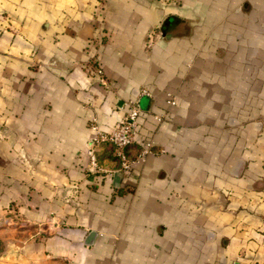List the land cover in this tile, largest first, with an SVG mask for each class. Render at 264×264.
<instances>
[{"label":"crops","instance_id":"0c3cea01","mask_svg":"<svg viewBox=\"0 0 264 264\" xmlns=\"http://www.w3.org/2000/svg\"><path fill=\"white\" fill-rule=\"evenodd\" d=\"M68 263L264 264V0H0V264Z\"/></svg>","mask_w":264,"mask_h":264},{"label":"built area","instance_id":"2783aa9c","mask_svg":"<svg viewBox=\"0 0 264 264\" xmlns=\"http://www.w3.org/2000/svg\"><path fill=\"white\" fill-rule=\"evenodd\" d=\"M96 72L100 76L101 71L97 69ZM100 81H103L101 76ZM123 109L121 121L110 131H105L96 118L92 119L90 123L92 135L86 147L87 169L91 172L104 171L101 168L100 154L105 150L112 152L118 170L123 172H129L142 164L148 155L157 152L151 141L141 139L137 135L138 118L141 113L139 100L128 99Z\"/></svg>","mask_w":264,"mask_h":264}]
</instances>
